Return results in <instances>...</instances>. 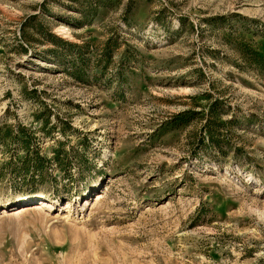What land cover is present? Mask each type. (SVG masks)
I'll list each match as a JSON object with an SVG mask.
<instances>
[{
    "label": "rangeland",
    "instance_id": "1",
    "mask_svg": "<svg viewBox=\"0 0 264 264\" xmlns=\"http://www.w3.org/2000/svg\"><path fill=\"white\" fill-rule=\"evenodd\" d=\"M254 51L264 0H0V264H264Z\"/></svg>",
    "mask_w": 264,
    "mask_h": 264
},
{
    "label": "trees",
    "instance_id": "2",
    "mask_svg": "<svg viewBox=\"0 0 264 264\" xmlns=\"http://www.w3.org/2000/svg\"><path fill=\"white\" fill-rule=\"evenodd\" d=\"M253 53L256 58L264 60V58L259 54V52L254 51ZM219 103L220 102L218 101L212 102L210 104L209 110L207 111V113H205L204 117L203 116L200 117L202 125L200 126V129L198 131L194 130L191 132L192 137L196 138V140H194L193 142H189L191 146L193 145L195 147L199 145V147H201L205 145L207 139L206 144H210L212 147L214 146L216 148L222 149L223 141L220 140L219 133L221 129L227 128V122L220 121V117L218 116V113L220 111ZM196 115H201V110L195 112L194 108H188L187 110H184L182 113H179L177 117L173 118L174 120H171L168 123L170 125H175L176 127H179L180 123H185L189 125L195 118H197ZM21 131L24 132V130ZM28 147H29L28 145L25 146L26 149H28ZM39 158L40 156L38 157V159ZM37 163L42 164V159H39V162H36V165H38ZM32 165H30V163L26 160L20 161L16 171L17 173H22L23 171H25V173L26 171L29 172V167H31Z\"/></svg>",
    "mask_w": 264,
    "mask_h": 264
},
{
    "label": "bare ground",
    "instance_id": "3",
    "mask_svg": "<svg viewBox=\"0 0 264 264\" xmlns=\"http://www.w3.org/2000/svg\"><path fill=\"white\" fill-rule=\"evenodd\" d=\"M102 196L100 194H97V200L100 199ZM40 208L41 207H50V204L46 201H42L39 203L38 205ZM35 208H37V205H30V204H27V205H23V206H20L18 207L17 209H15L14 211H16L17 213H24V212H28V211H31V210H34Z\"/></svg>",
    "mask_w": 264,
    "mask_h": 264
}]
</instances>
